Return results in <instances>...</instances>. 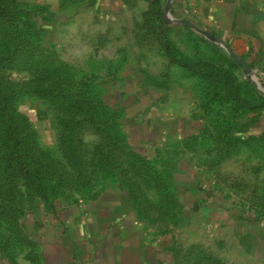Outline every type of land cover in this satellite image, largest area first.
I'll list each match as a JSON object with an SVG mask.
<instances>
[{"label":"rangeland","instance_id":"374dc122","mask_svg":"<svg viewBox=\"0 0 264 264\" xmlns=\"http://www.w3.org/2000/svg\"><path fill=\"white\" fill-rule=\"evenodd\" d=\"M33 3L0 0L6 10L34 12ZM147 13L142 29L133 19L109 25L89 2L63 0L57 12L49 11L48 20L32 16L33 27L11 23L7 15L0 20L7 33L0 55L5 48L15 55L0 63L6 64L0 67V149L10 143L7 132L17 131L28 135L33 152H45L40 173L5 171L0 155V262L39 264L36 229L44 217L122 186L131 192L127 197L138 220L153 235L178 236L171 264H258L243 242L231 237L221 241L214 229L200 225L182 202L188 183L176 167L192 160L202 172L200 188L207 183L206 192L216 194L223 209L234 211L239 219L264 221V131L262 124L250 131L245 123L253 115L257 120L263 116L264 85L258 76L254 83L237 69L233 74L243 99L239 110L232 99L214 98L205 110L207 128L199 136L170 140L155 153L153 147H144L138 129L122 120L120 106L139 95L144 99L137 88L151 95L148 89L172 79L162 61L163 49L145 23H166L181 52L230 70L220 46L190 28L167 23L165 8L159 20ZM12 26H18V32ZM153 31L166 34L160 24ZM22 49L29 54L25 59ZM152 68L161 74L152 75ZM211 73L214 85L220 72ZM211 89L213 97L214 86ZM255 105L261 109L251 113ZM22 158L16 160L21 163Z\"/></svg>","mask_w":264,"mask_h":264},{"label":"crops","instance_id":"0c3cea01","mask_svg":"<svg viewBox=\"0 0 264 264\" xmlns=\"http://www.w3.org/2000/svg\"><path fill=\"white\" fill-rule=\"evenodd\" d=\"M62 1L34 0L33 6L41 11L38 14L41 18L48 20L49 11L57 12ZM85 1L109 25L133 19L139 21L138 28L142 29L144 15L155 0ZM160 1L174 19L191 22L227 44L264 85V0H172L169 11L170 0ZM162 61L170 69L172 81L151 87L147 90L151 95L137 88L144 99L139 95L132 102L126 99L125 105L120 106L124 123L131 129L137 128L142 145L153 147L154 153L170 140L185 141L199 136L208 125L201 80L171 64L164 51ZM239 67L246 78L249 77ZM132 70L134 74L139 73ZM152 70L154 76L161 74L159 69ZM256 116L246 120V125H251L252 131L262 124L264 131V114L258 120ZM246 134L251 135V132L248 130ZM176 171L184 174L188 183L181 194L182 202L200 225L214 229L221 241L231 237V241L243 242L251 252L252 260L264 264V221H256L253 216L247 220L239 219L234 211L223 209L225 206L220 205V198L206 192L207 183L203 182L200 188L198 182L202 172L192 160H183ZM111 187L112 190L95 200L72 203L64 212L49 213L46 220L43 218L36 229L40 243L39 264L174 263L178 236L175 233L153 235L138 220L122 188ZM215 214L222 216L217 219ZM0 264L5 263L1 261Z\"/></svg>","mask_w":264,"mask_h":264},{"label":"trees","instance_id":"16d2710c","mask_svg":"<svg viewBox=\"0 0 264 264\" xmlns=\"http://www.w3.org/2000/svg\"><path fill=\"white\" fill-rule=\"evenodd\" d=\"M9 8V7H8ZM12 9V10H9ZM6 10L4 7L0 6V20L4 16L7 15V19L11 23H26L25 25L28 27H31L32 23L30 22L32 19V16L35 15V18L38 16V14L41 12L40 10H36L34 12L28 11L26 9H17V7H12ZM163 5L160 0H155L151 6V8L147 11L148 18H153L159 20L163 13ZM161 22V21H160ZM155 24H160L162 27V30H165L166 34L162 35L161 33L157 34L153 31V28ZM145 25L148 28V31L155 34V39L162 47L165 56L170 60L171 64L177 65L182 67L184 70L190 73L191 76L197 77L201 80V86H202V93H203V109L208 110L210 106V102L214 98H226L227 100L232 99L234 102H237V110H239V101H243L241 90L239 88L238 79L234 72H236L237 69H240L239 65L234 62L233 59L229 58L226 53L220 49L221 56L224 57L225 62L227 61L230 63V70L229 69H222L217 65H213L211 63H208L206 61L197 60L194 61L190 57H188L186 54L181 52L178 49V46L172 41L170 38L169 30L171 29L169 25H166V23H145ZM149 25V26H148ZM1 26L0 21V44L1 40L6 39V34L4 29ZM15 27L18 32V26H12ZM33 27V25H32ZM151 27V28H150ZM150 29V30H149ZM162 35V36H161ZM217 47V46H216ZM5 50H11L5 48L2 51V55H0V63H6L7 61H12L15 58L14 51H5ZM1 51V48H0ZM20 51V49L18 50ZM12 55V56H11ZM22 59H25L28 55L24 54V49H22ZM228 64V63H227ZM6 64L0 65V67H5ZM220 72L219 78L214 81V85H212L210 80L211 72ZM214 86L215 94L213 97H211L212 93V87ZM219 90V91H217ZM228 90V91H225ZM240 92V93H239ZM255 94V92L253 93ZM262 98V99H261ZM260 99L262 101V108H264V97H261ZM261 109V108H259ZM256 105L254 108H250L251 113H255L257 110ZM7 141H9V145H7V148H1L0 149V155L3 159V163L1 166L5 171L9 172H16V171H23V172H38L40 173L41 170L44 168V158L43 154L45 155V152L41 154L39 150L36 152H33L29 147L30 139L28 140V135H21L17 131H8L6 134ZM264 137V135H263ZM3 150H5V153L3 154ZM22 156V162L19 163L16 159L18 157ZM139 156V155H138ZM141 157V156H140ZM142 160H146L144 157H141ZM109 163V162H108ZM146 170L152 171L153 168L149 165L144 166ZM122 187V186H121ZM120 187V188H121ZM123 189V187H122ZM126 195L131 197V192L125 191Z\"/></svg>","mask_w":264,"mask_h":264},{"label":"water","instance_id":"95a60500","mask_svg":"<svg viewBox=\"0 0 264 264\" xmlns=\"http://www.w3.org/2000/svg\"><path fill=\"white\" fill-rule=\"evenodd\" d=\"M171 5H172V0H170L167 4V9L169 11V9L171 8ZM167 23L169 24H172V23H175V24H178V25H182L186 28H190L194 31H196L197 33H199L200 35H202L203 37H206L208 40L210 41H214L216 42L218 45H220L224 50L227 51V53L230 55V57L234 60L235 63H237L239 66L242 67L243 71L251 78H254V83L256 81L255 77V72L254 70L248 66L246 63H244L237 55L236 53H234V51L227 45L225 44L224 42L222 41H219L217 40L213 35L205 32L204 30L200 29L198 26L194 25L193 23L191 22H188V21H184V20H179V19H174L171 14L168 15L167 17ZM263 95H264V92H261Z\"/></svg>","mask_w":264,"mask_h":264}]
</instances>
